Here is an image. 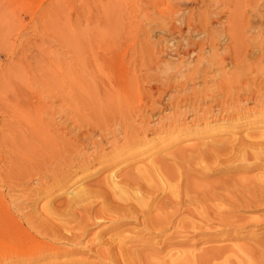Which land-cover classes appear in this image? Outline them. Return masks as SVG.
Returning <instances> with one entry per match:
<instances>
[{
	"label": "bare ground",
	"instance_id": "bare-ground-1",
	"mask_svg": "<svg viewBox=\"0 0 264 264\" xmlns=\"http://www.w3.org/2000/svg\"><path fill=\"white\" fill-rule=\"evenodd\" d=\"M133 1L134 3L128 4L129 2L127 3V1L125 0H113L111 2L108 1L105 6L103 5L104 7L103 9H101V12L106 16V20L101 19L102 17L100 19L103 20L104 23L106 22V24L103 29L100 28L101 30H98L97 28L96 30H93L92 28H87V26H83V59L80 60L82 67L80 69L81 71H77L79 73H73L75 74V76L71 77L73 82H77L78 86L83 88V96L87 97L88 95L87 98H89L85 99L86 97H83V115L79 112L74 114L72 113L73 115H70L71 113H64L63 115L61 114L60 116H57L58 118H56L55 115H47V117L39 115L40 117L37 116L27 121L28 126L30 125L29 135H24L22 132V135H19L20 130L19 132L17 130V133H19V141H15L14 139H12L15 142L20 143V146L18 147L19 150H21L23 153L26 151H30V153H33V157L31 158H27L29 154L26 155L25 153L24 155L20 151L18 152L19 154L17 153V155H20L19 157H22V159H27L24 160L25 162L27 161L30 164L27 165L23 163L22 160L20 161L15 158L16 160H18L16 161L14 159V155L16 153L13 155V159L15 160L14 162L13 159H11L12 156H9V153L7 152L8 156L11 157L10 159L13 162L9 161V165H7L8 167L5 170V174L7 175L9 171H13L15 175L14 177L20 180L21 182L25 179H27L26 182H34V186H29L25 189L23 188V185L25 183H21L22 189L20 192H22L21 194H23V191H25L24 195L27 196L28 199H31L32 197H37L38 193L46 195L50 194L57 187H62L65 183H68L70 178L79 175L77 173H82V175L79 176L81 180L87 178L88 176L90 177L91 175H86L85 173L95 163H105L106 165H104L103 170L107 173L105 177H103V180H94L92 181V183L86 186H83L81 184L79 186L83 187L70 190L68 193H66L67 197L62 200L58 205L52 207L47 206L45 209L43 208L45 216L43 215L42 217H44L43 220H47L46 222L42 220L44 226L43 224L41 225L42 221L41 223L38 221L36 222L35 219L31 218V222L32 220H35L34 223L36 222V225H34V223V226L28 225V229L23 228L24 226L22 227V224L19 225L17 223L18 221H14L15 225L11 222L13 227L10 226L9 221H0V249L1 246H7V248L10 247V249L13 251H21V254L27 256H24V259L20 257V259H22V261H24L25 263L37 264V262H40L42 264L44 262V264H144L145 261L148 262L152 258L154 259L157 257H153L152 254L147 253L146 249L144 250V248V251H139V246L148 248L150 246L151 249V247H153V244L151 243L152 240H155L158 237H162V235H165L164 233L169 232L167 238L165 239L167 240L168 247H172L173 243L169 244V242L171 241L168 240L172 239V236L176 234V232L179 233V230L183 227H185L184 229H188L186 226H188L191 230L194 229L196 231V228L198 230L197 223H199L200 225L205 223L203 221H209L210 223L211 218L210 220L208 219V217L206 216V212H209L210 214L212 213L215 217H217L219 215V211L226 209L225 207L227 205H224V207L222 203L229 204L231 207L233 206L234 209L236 208V210L240 211H242V208L245 210V208L249 206L254 207V205H256L255 203L257 202H262L261 204L257 203L260 205L264 204V179L248 181L242 178H238L237 176L236 178H227L225 180L217 179L218 182L216 184H204V182H198V180H201V178L203 179V177L206 176V173L209 171L211 166L214 165L213 163L219 165L220 168L218 170L222 172L226 171L227 173H237V171L249 170L247 169L249 167H259V163H252V166H247L241 164V161L250 162V160L257 161L261 158H264V134L261 136L257 134L258 137L255 135L256 133L254 135L252 134V137H254L252 141H250L249 139L248 141H245V138H239V140H237V143L231 145H218L217 149L213 147L214 145L211 146L213 148L212 149L209 144V148L215 151V153L213 152V154L207 152L209 149L203 150V152L206 151L203 154V152L200 151V149L202 148V146L200 145V149H197L196 147L194 148L195 150L197 149V151L199 150V152L196 151V154H190L192 148L189 150L190 155H188V158V153H186L187 150L184 151V153L182 151L183 148L182 150L181 148L180 150L177 149L176 152L174 151L169 155L167 154L169 151L166 152V154L170 156V158H156V154L153 156V154H151L152 152L150 154L148 153V150L146 154L145 151L140 152L139 150H136L135 147L147 143L145 141H153L151 139L148 140L147 134L155 135L158 132L166 130V128L169 129L167 131L168 133L174 132L177 135L181 132L183 133V131L179 128V126L182 124L180 118L182 119L183 114L185 115L186 112H183L182 114V112L180 113L179 111H177L178 114L175 113L177 115H173L172 117L167 118L166 127H163V121L160 119L157 121V123L151 125L150 117L148 116V114L146 116L144 112L145 106L149 104V101L147 103V100L143 98V100L139 101L133 99V97L136 96L134 95L135 92L139 88L141 90L143 85L142 84L141 87H138L139 80H137V78H140V76H136L137 72L135 75L134 70L130 67L131 71H133L130 73V70L128 71V69H126L127 72H125V74L122 73L123 75L120 77V79L118 78L117 81L113 82L107 78L109 75L108 69L112 68L113 66L114 68L119 67L120 64L124 65L127 62L128 63L126 65H138L139 63V67H143L145 68V70L147 69L148 72L150 69H157V64L159 63L160 65V62H164L160 61L161 59L159 60L158 55L161 54L162 56L164 54L170 56L171 59L173 58L181 61L183 60V57L191 58L193 60V64L195 63L194 65L192 64V67L186 69L189 70L187 74L185 73L186 71H184L185 69L183 70L184 72L180 74L179 72L181 70H179V75H177L176 72H172L171 74L170 71H172V69H169L170 71H168V69L162 70L164 77L168 80V83L174 81L176 83L175 85H180V83L182 82V87H178L181 90H183L182 88L186 86L188 82H192L193 84L194 79H197L198 81L201 80L204 86H207L206 83L208 81L212 83L211 85H226L225 81L229 80L230 82L231 76L229 77V74H224L226 71L225 67H227L228 64L231 65L237 60L240 62H238L239 64L245 62V56L243 51L244 41L242 42L241 38L242 36H244L243 30L245 24H247V21L245 20V12H243L244 10L242 11L240 9L243 7L244 4L238 3L236 0H227L228 3L226 0H224V3H215L213 9L211 7V9L202 11V15L198 14L201 17H197L195 11L191 10L189 12H186L185 8H180L181 5L187 3L188 1L191 2L192 0H178V5L174 4L175 6L173 7H170V3H172V1L168 5L166 4V10L171 12L168 15L166 11V14H163L164 11L162 10V13L160 8L158 7L161 3L163 4L165 1L169 2L170 0H139L138 2L137 0ZM218 1L221 2V0ZM232 1L235 2L234 4L236 8H239L236 9V11L233 13L235 16H233V21L230 22L228 28H226L227 32H224V28L218 29V27L215 26L216 24H219L221 20V18L219 19L218 17L216 9L218 10V6L220 4L226 3L225 5H228ZM248 1V4H253L256 0ZM262 1L264 2V0ZM202 2L204 3V1ZM237 10H239V12ZM136 11H140L141 13H143V19H146L147 21L150 20L151 23L156 20L154 22L155 27L158 28V30L162 31V33H166L169 36H172V39L169 38V40H167L165 43H162L161 41L160 43H158L159 40H157L156 42H151L148 38H146V31L141 30L143 28L141 27V23L137 24V29H135V27L133 26V22L136 20L133 19L137 18L138 15H141L140 13L138 15L135 14ZM253 11L255 12V15L258 16V19L264 16L262 13L260 14V10L258 9H254ZM203 18H206V20H204ZM140 20L142 19L138 18L137 22H140ZM141 22H143V20ZM151 27L153 28L154 26L152 25ZM152 28L150 29L154 30ZM132 32L135 35L134 39H136L137 44H131V53L129 51L130 57H127L128 60L126 62V57L125 59H123V56L120 55L118 46L126 37L134 36L132 35ZM223 34L231 39L230 41L233 42V45L232 47L230 46L231 48H226V50H223L222 53L219 54L217 53V47L221 42V37L223 36ZM125 51L128 52L127 49ZM38 59L40 60V58ZM158 60L159 62L156 63ZM236 67H234V65L232 66L231 75H234L235 73H237L238 75L241 69L243 71L242 67L240 69V66H238L240 70L236 69ZM114 68L112 70H114ZM137 69L139 68L137 67ZM158 69H160V67ZM143 71L141 70V72ZM214 71L220 73L221 71H223V75H226V77L221 76L220 81L218 83H216V79L213 81L214 78H210L208 79V81H205L207 80L206 77L209 72L212 74ZM227 71L230 72V69ZM156 72L158 73V71ZM202 72L204 73V75L206 74V72L208 74L204 76ZM243 73L242 75L245 77V73ZM153 75H150L151 78L153 77ZM162 75L161 77H163ZM216 75L217 74L215 73L214 76ZM154 76H156V73ZM2 81H0V83ZM161 81L162 79L159 82ZM199 83L197 88H199V85L201 84ZM192 84L190 85L192 86ZM204 86L201 87V90L205 89ZM197 88L195 87L193 89L197 90ZM207 88L208 87H206V89ZM162 89L163 88L160 89V92ZM188 90L186 91L185 89L186 93L189 92ZM200 92L204 94V91ZM237 92L238 91H236V95L238 94ZM194 94L196 95L197 93L194 92ZM65 95L63 94V96ZM190 95L191 92L189 96ZM229 95L230 94H228V97ZM173 96L175 97L174 92ZM176 97L178 98V95ZM184 97L185 99L183 97H180L179 99H173L172 97V99L167 98V100L165 99L166 103H164V105H167L168 107L172 106L173 109H178L181 106L185 108L190 102H192L191 100L193 99H186V97L188 96ZM165 100L163 102H165ZM157 102L158 100L156 99L150 100V104L147 105V109L151 110H149V112L147 111L148 113H150L151 111L153 112V110L158 108L156 105ZM203 103L204 102H202V104ZM205 106L207 105L205 104ZM196 107L197 106L195 105V108ZM202 107L204 108V105ZM221 107H223V105ZM173 109L171 110L173 111ZM221 109V112L219 111V114L223 112ZM240 110L242 111V109ZM192 112L194 113V110ZM215 113L217 114V112ZM199 114L200 113H198V116H200ZM212 115L214 116V114ZM132 119H140V121L138 120L139 123L134 124ZM214 120L215 117L210 121ZM190 121L192 124H195V119H192ZM25 126V128L28 129V126ZM47 126H50L52 128ZM183 126L185 127L184 124ZM5 136L6 135L4 134L3 137L5 138ZM7 136L5 139H8V142L9 140L12 142L11 138L9 139V137L11 136ZM18 138H16V140ZM235 138L236 137H234V139ZM226 141L229 140H225V142ZM225 142L223 141V143ZM230 143L233 142L231 141L228 144ZM5 147L6 146H4L3 148ZM161 147L162 146H160V148ZM168 147L169 145L167 146V148ZM182 147H184L185 149V146ZM10 149L9 151H12L13 153V150ZM194 149L193 151L195 152ZM226 151L228 154L225 153ZM160 154L161 153H159V155ZM167 155L165 157H167ZM129 164L130 166H128ZM132 165L135 166L131 167ZM122 166H128L129 168H131L127 171H123L121 168ZM263 170H261V172ZM13 173L11 172V174ZM262 173L258 175H260L261 178H264V175H262ZM233 176L234 175L230 177ZM4 177L5 176H3V179L7 180V178ZM256 177L259 178V176ZM11 178L12 179L8 178L9 181H13V177ZM195 178L196 180H194ZM206 179L207 178L205 177V180ZM7 185L8 186L6 189L10 192L11 190L13 191L15 188H18L16 186H13V184L11 186L9 184ZM17 186H19V183ZM12 197L13 196H10V198ZM8 200L10 201V199ZM9 201H7L8 203L6 202V206L9 204ZM11 204L13 205L15 203ZM218 205H220L221 208L218 207ZM245 205L248 206L246 207ZM9 206L8 209L10 208ZM222 206L224 207V209H222ZM18 209L19 208L17 207L16 210ZM227 209L229 210V208ZM230 209L232 210V208ZM197 214H199L201 217ZM22 216H25L24 218L28 217L25 214H23ZM22 216L21 214L20 216L18 215V217L23 218ZM29 217H33V215H29ZM185 217L191 219L189 223H183ZM220 218L217 220L215 218H212V220L215 219L214 221L217 222L218 220H223ZM237 220L239 222H242L239 218H237ZM26 221L27 219L25 220V223H30V221ZM227 222L228 221H226L225 223L226 227L230 225ZM38 223L40 224L37 225ZM243 223L244 222H242V224ZM233 224L232 226L234 227L236 225L235 227L237 228V224H235V222ZM238 225L239 227L241 226V224ZM93 229L97 230L95 232H92ZM127 244H130V246ZM135 244H138V247H136ZM157 249L155 248V252ZM169 250H165V252L170 257L173 255V253ZM218 250L220 251V248ZM175 251L176 250H174V252ZM208 251L210 252V249ZM222 251L223 250H221L220 252ZM248 251L245 250V253ZM152 252L155 253L153 250ZM161 252H163V250ZM220 252L215 251L214 253L217 254V257H219L221 256L219 255ZM156 253L158 254L159 252ZM214 256L216 257V255ZM67 257H72V259H64ZM163 257L167 258L166 254ZM59 258H63L64 260L61 261V259L59 260ZM225 258H223L224 260L222 259V262L226 263L227 258ZM56 259H58L59 261H57ZM88 259H91V261H89ZM209 260V258H206L203 259V261L200 260L201 262H199L207 264V261L208 263L211 262V260L210 262ZM6 261L8 260L6 259ZM14 261L12 260V262ZM169 262L171 264H181L179 261L173 262L172 260ZM192 262L195 263L193 259Z\"/></svg>",
	"mask_w": 264,
	"mask_h": 264
},
{
	"label": "rangeland",
	"instance_id": "rangeland-1",
	"mask_svg": "<svg viewBox=\"0 0 264 264\" xmlns=\"http://www.w3.org/2000/svg\"><path fill=\"white\" fill-rule=\"evenodd\" d=\"M108 1L111 2L113 0H0V81L3 80L0 83V86H1L0 87V135L2 134L0 136V177H1L0 178V182H1L0 183V221H3V222L9 221V224L11 227H13L11 222L15 225V222H17V221H18L17 223L19 225L22 224L21 226L22 227L24 226L23 228H26V229H28V227H29L28 225H30V226L36 225L37 221L41 223V221L44 218L42 216L43 215L45 216L44 209L47 206L52 207V206L58 205L62 200H64L67 197L66 193H68L70 190L86 186V185L92 183V181H94V180H97V181H99V179L103 180V177H105V175L107 174L106 171L103 170L104 165H106L105 163H95L85 173L86 175H91L90 177L88 176L87 178L81 180L79 176H81L82 173H77L79 175H76V177L70 178L68 183H65L64 186L57 187L50 194H47V195L38 193L37 197L31 198L32 200L29 198L31 200L30 201L27 198V196L24 195L25 191H23L24 192L23 194H21L22 192H20V191L22 189V184L25 183L23 185L24 186L23 188L25 189V188H28L29 186H34V182H30V181L26 182L27 179H25L21 182L20 180H18L14 177L15 175H14L13 171H9L8 175H7V174H5V170L8 167L7 165H9V161H12L11 159H13V155L15 153L16 154L14 155V159L16 158L20 161L22 160L23 163L30 165L27 161L26 162L24 161L27 159H25V158L22 159V157H19L20 155H17V153L19 151L20 152H22V151L19 150V147H18V146H20V143L15 142V141H19V138H18L19 133H20L19 135H22V133L24 135H29L30 125L28 126V124H27V121L29 119H32V118L37 117L39 115L44 116V117H47V115L48 116H52V115L54 116L55 115V117L58 118L57 116H60L61 114L63 115L64 113H68V114L71 113L70 115H73L74 113L79 112L80 114L83 115V97H84L83 93H82L83 88L79 87L77 82H76L77 84L75 82H73L71 77H73V76H75V74L79 73L77 71H81L80 69L82 67L80 60L83 59V26H87V28H92L93 30H96V28L98 30L103 29L105 24H106V22L104 23L103 20H106V16L101 12L102 11L101 9H103V7L106 5V3H108ZM125 1H127V3L129 2L128 4L134 3L133 0H125ZM130 1H133V2H130ZM138 1L139 0H137V2ZM171 1H172V3H170ZM202 1H204V3ZM202 1L201 0H195V1L192 0L191 2L188 1L189 3L187 2L183 5H181L180 8H182V9L185 8L186 12L193 10V11H195L197 17H201L198 14L202 15V13H203L202 11H205L207 9H211V7L213 9L214 4L217 2L218 3H224L225 2L224 0H221V2L218 0H202ZM236 1L238 3L244 4L243 7L241 5L242 8H240V9L242 11L244 10L243 12H245V20L247 21V24H245V27L243 30V35L245 37L242 36V38H241V41L242 42L244 41V43H243L244 50L243 51H244V56H245V62H242L241 64H239L240 62L237 60V61L233 62L231 65L228 64V66L225 67V70L227 71L230 69V72L227 71L228 72L227 73L225 71L224 74H226V75L229 74L228 75L229 77L231 76L230 82H229V80H227V81H225V83L228 87H231V88H228L225 84H223V85H217V84L211 85L212 83H210V81H208V79L214 78L213 81L216 79L215 81H216V83H218L220 81L221 76L226 77V75H223V71H221V73L214 71L212 74L210 72H209V74L206 72V74L209 75V77L207 75V77H206L207 80H205V81H208L206 83L207 86H204L200 79H199L200 81H198L197 79H194L193 84H192V82H188L187 83L188 86L186 85L182 88L184 90L183 91L180 89L182 87L181 86L182 82L180 83V85L177 84L178 86L175 85L176 83L174 81H172L171 83H168V80L164 77L162 70L168 69V71H170L172 69V71H170L171 74H172V72H176L177 75L186 71L185 73L187 74V72L189 70H186V69L187 68L189 69L190 67H192L195 64V63L193 64V60L191 58L183 57L182 61L178 60V59H177L178 60L177 61L176 59H173V58L171 59V57L168 55L163 54L161 56V54H159L158 55L159 60L161 59L160 61H164V62H160L161 64L159 65V63H158L159 60H158L156 62V63H158L156 66L157 69H150L148 72L147 69L145 70V68L139 67V65H140L139 63H138V65L137 64L136 65H134V64L126 65L128 63L127 60L130 57L129 51L131 49L130 48L131 44L132 43L137 44L136 39H134L135 38V35L133 34L134 29L132 32V35H134V36L126 37L120 43V45L118 46V49L120 51V55L123 56V59H125V57H126L125 60L127 63L124 65L120 64L119 67L115 66L117 68V70H116V68H114V66L112 68H110L111 70L108 69L109 75L107 78L114 82V81H117L118 78L120 79V77L123 75L122 73L125 74V72H127L126 69H128V71L130 70L129 71L130 73L134 70L135 75L137 72L136 76L137 77L140 76V78H137V80H139L138 81V87L139 86L141 87L142 84L143 85H142L141 90L139 88L135 92L134 95H136V96H134L133 99H136V101L145 99V100H147V103L149 101V104H150V100H155V99L158 100V102L156 104L158 108L153 110V112L151 111L150 113H148L149 110H151V109H149V110L147 109V105H149V104H147L145 106V109H144L145 111L142 109L145 112V115L147 116V114H148V116L150 117L151 125L157 123V121L160 119L163 121V124H164L163 127H166L167 126V123H166L167 118L172 117L173 115H177L178 114L177 111H179L180 113L182 112V114H183V112L184 113L186 112L185 115L183 114L182 119L180 118L182 126L180 125L179 128H180V130L183 131V133L181 132L178 135L174 132L168 133L167 131L169 129L166 128V130H164L162 132H158L157 133L158 135L155 134L156 136L154 134H152V135L147 134L148 140L151 139L153 141H151V142L145 141L147 143H144L142 145H138L137 147H135L136 150H139L140 152L145 151L146 154H147V150H148L149 154L151 152H152L151 154H153V156L156 154L155 155L156 158L164 157L166 159V158H170V156H168L169 154L173 153L174 151L176 152L177 149L180 150V148H181V150H182V148H183V150H182L183 152L187 150L186 153H188L187 154V158H188V155H190L192 153L196 154L197 152H199V150L197 151V149H200L201 146H202V148L200 149L201 152H203V150L209 149L207 152H210L211 154H213V152L215 153V151L212 150L213 149L211 147L212 145H214L213 147L215 149H217L218 145L220 146V145H225V144L226 145L235 144L238 142L237 140H239V138L240 139L245 138L244 139L245 141H248V139L250 141H252V139H254V137H252V136L255 133H256L255 135L257 137H258L257 134H259V136L264 134V128H263L264 127V113H263L264 112V56H263L264 55L263 54L264 53V16L262 18L258 19V16H256L255 12L253 11L254 9H258V10H260L259 11L260 14L262 13L264 15V4H263L264 2L262 0H256L253 4L252 3L248 4L247 3V2H249L248 0H245V1L244 0H236ZM165 2L163 4L161 3L158 8H160L161 12H162V10L164 11V13L162 12L163 14H166L165 13V11H166L167 15H168L171 12L166 10L167 5L169 3H170V7L178 5L177 4L178 0H170L169 2L168 1H165ZM102 3H104V4H102ZM227 3H228V1H227ZM234 3L235 2L232 1L228 5H225L226 3L220 4L218 6V10L216 9L218 17H219V19L221 18V20H220L219 24H216L215 26L218 27V29L224 28L225 29L224 32H227L226 28H228L229 23L232 22L234 19L233 16H235L233 13L236 11V9L239 8V7L236 8ZM101 5H102V8H101ZM223 5H225V6H223ZM205 6L209 7V8H206ZM189 7L190 8L192 7V8L190 9ZM237 11L239 12V10H237ZM136 12H135V14L138 15L140 13L141 15L140 16L138 15L137 18L133 19V20L136 19L133 22V26L135 27V29H137L136 28L137 24L141 23L142 24L141 27H143L141 30L146 31V33H147L146 38H148L151 42H156L157 40H159L158 43H160V41L162 43H165L167 40H169V38L172 39V36H169L166 33H162V31L158 30V28L155 27L154 22L156 20L151 23L150 20L147 21L146 19H143V16H144L143 13H141L140 11L139 12L136 11ZM97 15L99 18L97 17ZM100 18L103 20H101ZM138 18H141L143 20V22H141L142 20H140V22H137ZM203 19L206 20V18H203ZM246 21H245V23H246ZM101 23H102V27H101ZM152 25L154 26L153 28L151 27ZM150 28H152L154 30H151ZM149 32H150V34H149ZM183 36H185V35H183ZM225 36L226 35L223 34V36L221 37V42L219 41L220 43H219V46L217 47L218 48L217 53H219V54L222 53L223 50H226V48H231L233 45L232 44L233 42L230 41L231 39L228 38L227 36L226 37ZM243 37H244V39H243ZM126 49L128 50V52L125 51ZM130 53H131V51H130ZM38 58H40V60ZM68 62H70V63H68ZM235 64H237V65H235ZM233 65H234V67L237 66L236 69H239V68L241 69V67H242L243 71H242V69L241 70L239 69L241 72L239 71L238 75H237V73H235L236 75L235 74L231 75V71H232L231 68ZM238 66H240V67L238 68ZM67 67H69V68H67ZM130 67H131V69H133L132 71H131ZM137 67L139 69H137ZM159 67H160V69H158ZM113 68H114V70H112ZM173 69H175V70H173ZM141 70L142 71L144 70L145 72L144 71L141 72ZM179 70H181V71L179 72ZM156 71H158V73ZM178 72H179V74H178ZM73 73H75V74H73ZM113 73H115V74H113ZM144 73H145V75H144ZM153 73H154V75L156 73V76H154ZM215 73L217 75L218 74L219 75L218 76L216 75L217 76L216 77V76H214ZM242 73L245 75V77L242 75ZM202 74L204 75L203 72H202ZM150 75L151 76L153 75V77L151 78ZM161 75L165 79L163 77H161ZM161 79H162V81L159 82ZM148 81H150V82H148ZM172 83H174V84H172ZM189 83L192 84V86ZM198 83L200 84L199 88H197ZM74 84H75V86H74ZM170 84H171V86H170ZM147 86H149V87H147ZM193 86H195L197 88V90L193 89V88H195ZM202 86H204L205 89L202 88L203 90H201ZM144 87H146V88H144ZM178 87H180V88H178ZM206 87H208V88L206 89ZM244 87H245V89H244ZM147 88L150 90H148ZM161 88H163V89L160 92ZM185 89H186V91L188 90L189 92L186 93ZM180 91H182V92H180ZM198 91H199V93H198ZM200 91H204V94ZM236 91H238L237 95H236ZM173 92L175 94V97L173 96ZM190 92H191V95L189 96ZM194 92L197 93L198 95L197 94L195 95ZM157 93H158V95H157ZM184 93H185V95H184ZM205 93H206V95H205ZM224 93H226V94H224ZM63 94L64 95L66 94V95L63 96ZM176 94L178 95V98L176 97L177 96ZM228 94H230L231 96L229 95V97H228ZM183 95L188 96V97H186V99L191 98L194 101L190 99L192 102H190L185 108L183 106L179 107L180 109L179 108L173 109L172 106L168 107L167 105H164V103H166L167 98L168 99L169 98L170 99H172V98L173 99H175V98L179 99L180 97H183L185 99V97ZM87 97H88V95H87ZM87 97L85 99H89ZM146 97H148V98H146ZM164 100H165V102H163ZM202 102H204V103L202 104ZM193 104H194V107H193ZM205 104L207 106H205ZM257 104H259V105H257ZM195 105L197 106L196 108H195ZM203 105H204V108L202 107ZM222 105H223V107H221ZM216 106H218L219 108ZM240 107H242V108H240ZM202 108H203V110H202ZM217 108H218V110H217ZM171 109H173L174 113ZM183 109H184V111H183ZM185 109H186V111H185ZM220 109L223 112L219 114ZM240 109H242V111ZM248 109H249V111H248ZM193 110H194V113L192 112ZM236 110H238V111H236ZM187 111H191V112H187ZM197 112L200 113L199 114L200 116H198ZM215 112H217V114ZM229 112L230 113L232 112V113L230 114ZM175 113H177V114H175ZM191 113H193V114H191ZM194 114L196 117L194 116ZM212 114H214V116ZM166 115L167 116L169 115V116L167 117ZM220 115H221V117H220ZM228 115H229V117H228ZM212 116H213V118L215 117L214 121H210L211 119H213ZM234 117H237V118H234ZM191 118L195 119V121H194L195 124L191 123V121H190V120H192ZM132 120H133L134 124H138L140 121V119H138L139 121L136 119H132ZM134 120H136V121H134ZM183 124L185 125V127L183 126ZM25 125L28 126V129L25 128L26 127ZM69 126H70V123H69ZM82 126H83V124H82ZM47 127H50V126H47ZM50 128H52V127H50ZM17 130H18V132L20 130V132L17 133ZM202 130H203V132H202ZM6 133H8V134H6ZM12 133H13V135H12ZM16 133H17V135H16ZM4 134L6 136L7 135L11 136V137L7 136V137H9V139L11 138V140L14 139L15 141L12 140V142H13L12 143L9 140V142H10L9 143L8 139H5L6 136H5V138L3 137ZM192 135H193V137H192ZM250 135H251V137H250ZM206 136H208V137H206ZM232 136H234L236 138L234 139V137H232ZM154 137H156V138H154ZM16 138H18V139L16 140ZM167 140H169V141H167ZM225 140H229V141H226L228 143L231 141L233 143L228 144L225 142ZM233 140H235V141H233ZM223 141L225 143H223ZM161 143H163L164 145ZM209 144H210V147L212 149L209 148V146H208ZM13 145L15 147L17 146L16 147L17 151L15 150V147ZM168 145H169V147H168L169 149L167 148ZM4 146H6L5 147L6 150H5V148H3ZM160 146H162V147L160 148ZM182 146H185V149ZM207 146H208V148H207ZM12 147H14V148H12ZM195 147L197 148L196 150L194 149ZM7 148H8V150H7ZM164 148H167V149H164ZM191 148H192V151L194 149L195 152L191 151V153L189 154V152H190L189 150ZM9 149L13 150V153H12V151H9ZM7 152L9 153V156H12V158L8 156ZM166 152H168L167 153L168 155L166 154ZM204 152H206V151H204ZM204 152H203V154H204ZM25 153H26V155L29 154L27 156V158L33 157L32 156L33 153H30V151H26L23 154L25 155ZM159 153H161L160 154L161 156L159 155ZM225 153H227V151ZM166 155H167V157H165ZM14 159H13V161L15 162L16 159L15 160ZM18 160H16V161H18ZM261 160H262V162H261ZM263 161H264V158H261L260 160H257V161L250 160V162L249 161H241V164H244L247 166H252L253 165L252 163H259V167H254L255 169L253 167H251V168L249 167V168H247L249 170H245L247 172L242 170V171H237V173H235V172H228L227 173L226 171H224L226 174L224 172L218 170L220 168L219 165H217L216 163H213L215 166L212 165L210 168L211 170L209 169V171L206 173V176H204L203 179L200 177L202 181L198 180V182H201V183L204 182V184L205 183L216 184L218 182V180H225L227 178L228 179L229 178H236L237 176H238V178H242V179H245L248 181H255L258 179H264V178H261L260 175H258L262 172H263L262 175H264V170H263L264 169V165H263L264 163H263ZM1 162H3V163H1ZM244 162H246V163H244ZM128 166H130V164ZM128 166H122L121 168L123 171H127L128 169H130L131 167H134L135 165H132L130 168ZM262 166H263V168H262ZM124 167L127 169H125ZM261 170H263V171L261 172ZM2 172H4V173H2ZM11 172L13 174H11ZM240 173L241 174L243 173V174L241 175ZM9 174H11L12 176ZM224 174L225 175L228 174V175L225 176ZM232 175H234V176L230 177ZM3 176H5L4 178H7V180L3 179ZM219 176H221V177H219ZM256 176H259V178ZM11 177H13V181L12 180L9 181V179H12ZM205 177L207 178L206 180H205ZM222 177H225V178H222ZM15 180H17V181H15ZM194 180H196V178ZM213 180H214V182H213ZM17 182L19 183V186H17L18 185ZM7 184H9L10 186L13 184V186H16L18 188H15L13 191L11 190V192H10L6 189L8 186ZM27 184H28V186H27ZM81 184L83 186H79ZM19 193L21 194V196ZM8 195L13 196L14 199H13V197L10 198V196H8ZM39 195H41V196H39ZM15 198H17V199H15ZM8 199H10L11 202ZM3 201H4V203H3ZM7 201H9V204L6 206L5 204L8 203ZM2 203H3V205H2ZM11 203H15V204H13L15 208L13 207V205ZM257 203H260V202H257ZM257 203H255L256 205L253 204L254 207L253 206L247 207L248 205H245L247 208H245V210L242 208V211L236 210V208L234 209V207L233 206L231 207L229 204L222 203L223 206L227 205L226 207L225 206L224 207L226 209L229 208V210L224 209V207L222 206L223 207L222 209H224V210L220 209L222 211L218 212L219 215L217 217H215L212 213L210 214L209 212H206V216L208 217V219L210 220V218H211L210 223H209V221H203L206 223V224L204 223L205 225L204 224L200 225L199 223H197L198 230L196 228V231L194 229L191 230L188 226H186L188 229H184L185 227L180 229L179 230L180 234L178 232H176V234H174L175 236L173 235L175 238L172 236V239L168 240V241H171V242H169V244L173 243L172 244L173 248L168 247L167 240L165 239V238H167L169 232L164 233L165 235H162V237H158L157 239L152 240L151 243L153 244V247H151V249H150V246H149V248L148 247H140V246L138 247L137 246L138 244H135V246L139 248V251L140 250L144 251L146 249L147 253L152 254L153 257H157L154 259L152 258L148 262L145 261L146 263L144 262V264H164V262H165V264H171L169 261H172V260H173V262L179 261L181 264H196V263L199 264L201 261H203V259H206V258H209L211 260V262L209 260L210 263H208V261H207V264H223V263L224 264H235V263L236 264H240V263L241 264H264V204L260 205L262 202L260 204H257ZM16 205L19 208L18 209L19 211L16 210L17 209ZM8 206L10 207L9 209H8ZM218 207L221 208L220 205H218ZM230 208H232V210ZM237 211H238V213H237ZM20 214H21V216L23 214H25L28 217H29V215L30 216L33 215V217L24 218L25 216L24 217L22 216L23 218H21V217H18V215L20 216ZM197 215H199V214H197ZM30 218L35 219L36 222L34 223L35 220H32V222H31ZM212 218H215L216 220L220 218L223 220H218V222H217V221H214L215 219L212 220ZM237 218H239L240 221H242L244 223L242 224V222H239L237 220ZM26 219H27L26 222L30 221V223L29 222L25 223ZM234 219H236L237 221ZM190 220L191 219L185 217L183 223H189ZM43 221L46 222L47 220H43ZM43 221H42L41 225L43 224V226H44ZM220 221H222V222H220ZM226 221H228L227 223L230 224L229 225L230 227L229 226L226 227V224H225ZM231 222H233V223L235 222V224H237V228L235 227L236 225L233 227L232 226L233 223H231ZM31 223H32V225H31ZM33 223H34V225H33ZM40 223H38L37 225H39ZM238 224H241V226L239 227ZM206 225H208V226H206ZM199 226H202V227H199ZM96 230L93 229L92 232H95ZM127 245L130 246V244H127ZM133 246H134V244H133ZM3 247H6V248H3ZM3 247L1 246V249H0V264H17V263L18 264H28V263H25L24 261H22V259H24V256L25 257H27V256L21 254V251H19V250L13 251L10 249V247L7 248V246H3ZM160 247H164L165 249L160 248ZM140 248H142V249H140ZM143 248H144V250H143ZM155 248L156 249L160 248L159 250L158 249L156 250V252H159L158 254L155 252ZM219 248H220V251L221 250H223V251L220 252L218 250ZM169 249H171V250H169ZM178 249H179V251H178ZM187 249H188V251H187ZM209 249H210V252L208 251ZM247 249L250 251H248ZM152 250L155 253H153ZM162 250H163V252H161ZM165 250L166 251L169 250L170 252L173 253V255L169 257V255L165 252ZM174 250H176V251L174 252ZM190 250H192V251H190ZM245 250L248 252L245 253ZM215 251L220 252L219 253V255H221V256H219L220 258L217 257L216 253H214ZM164 252H165L167 258L163 257L165 255ZM205 252H207V253H205ZM221 253H223V254H221ZM176 255H178V256H176ZM214 255H216V257ZM20 257L22 259H20ZM223 258H225L227 260L226 263L222 262ZM6 259L8 261H6ZM60 259L62 261L64 259H66V260L72 259V257H67L64 259L59 258V260ZM192 259L195 263L192 262ZM12 260L13 261L15 260L17 263L15 261L12 262ZM56 260L59 261L58 259H56ZM88 260L91 261V259H88ZM31 264H34V263H31ZM37 264H41V263L37 262ZM42 264H44V262ZM200 264H203V263H200Z\"/></svg>",
	"mask_w": 264,
	"mask_h": 264
}]
</instances>
